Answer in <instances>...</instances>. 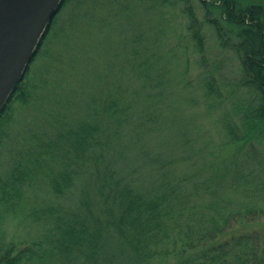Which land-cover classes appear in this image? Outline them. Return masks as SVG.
Returning <instances> with one entry per match:
<instances>
[{
  "label": "trees",
  "instance_id": "1",
  "mask_svg": "<svg viewBox=\"0 0 264 264\" xmlns=\"http://www.w3.org/2000/svg\"><path fill=\"white\" fill-rule=\"evenodd\" d=\"M177 1L188 46L205 63L204 21L212 25L250 97L223 112L211 168L171 170L144 145L171 119L158 61H139L151 52L139 44L141 13L167 0H64L40 67L0 116V264H264V1L200 0L204 21L193 0ZM217 84L209 72L207 96H222ZM14 100L38 106L27 147L8 130ZM140 155L152 167L135 178ZM16 220L37 233L10 238Z\"/></svg>",
  "mask_w": 264,
  "mask_h": 264
},
{
  "label": "rangeland",
  "instance_id": "2",
  "mask_svg": "<svg viewBox=\"0 0 264 264\" xmlns=\"http://www.w3.org/2000/svg\"><path fill=\"white\" fill-rule=\"evenodd\" d=\"M71 4L72 2L68 1L59 15L57 14L58 17L57 15L54 17V19L57 17V20L48 35L52 36V40L59 25L67 16ZM193 6L199 19L204 21L205 9L200 0H193ZM183 8L179 1L167 0L165 4L157 5L151 15H148L147 11L141 13L144 15L142 33L145 38L142 40L143 43L139 44H143L151 52L144 53L145 56H141L142 59L139 61L149 58L154 59V62L158 61L161 71L155 74L160 75L165 91L170 92L163 107L166 110V118L171 119V122L162 121V128L157 129L154 137L144 145L151 153L170 161L171 170L207 171L211 168V153L224 140L220 123L223 112L239 98L249 100L250 97L247 90L238 86L237 81L240 77L237 56L220 46L212 25L204 21L207 42L205 63H202L201 57L188 46L183 30L188 19ZM212 17L218 18V15L213 14ZM148 19H151L150 22ZM133 39L131 36L129 41ZM47 43L48 41L44 43L37 57L33 59L28 69L30 73L27 71L28 75L40 67ZM209 72H213L217 77V87L221 89L222 96L217 93L206 95L204 83ZM140 73V70L137 71V74ZM37 108L38 106L22 105L14 100L5 112L6 116H10L8 130L15 138V147L21 145L27 147L28 140L25 137L31 132L30 119L37 115L35 112ZM0 122L2 123V120ZM138 159L139 163L135 166L130 163L129 169L130 172L138 171L134 174L135 178H142L141 175L148 173L152 164L141 155ZM5 161V155H1L0 170ZM42 195L45 196L44 193H41ZM6 225H9L7 231L10 238L21 242L33 237L38 230L29 224L28 220H16Z\"/></svg>",
  "mask_w": 264,
  "mask_h": 264
},
{
  "label": "water",
  "instance_id": "3",
  "mask_svg": "<svg viewBox=\"0 0 264 264\" xmlns=\"http://www.w3.org/2000/svg\"><path fill=\"white\" fill-rule=\"evenodd\" d=\"M64 0H0V115Z\"/></svg>",
  "mask_w": 264,
  "mask_h": 264
}]
</instances>
